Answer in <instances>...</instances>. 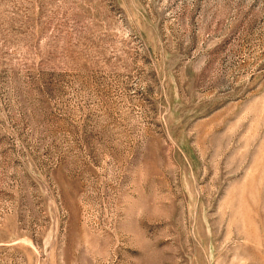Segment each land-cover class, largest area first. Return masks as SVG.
<instances>
[{
    "label": "rangeland",
    "instance_id": "374dc122",
    "mask_svg": "<svg viewBox=\"0 0 264 264\" xmlns=\"http://www.w3.org/2000/svg\"><path fill=\"white\" fill-rule=\"evenodd\" d=\"M0 264H264V0H0Z\"/></svg>",
    "mask_w": 264,
    "mask_h": 264
}]
</instances>
